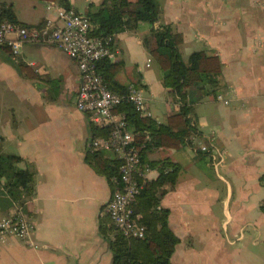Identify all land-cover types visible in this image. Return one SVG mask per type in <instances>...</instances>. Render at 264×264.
I'll list each match as a JSON object with an SVG mask.
<instances>
[{
  "label": "crops",
  "instance_id": "0c3cea01",
  "mask_svg": "<svg viewBox=\"0 0 264 264\" xmlns=\"http://www.w3.org/2000/svg\"><path fill=\"white\" fill-rule=\"evenodd\" d=\"M49 1L59 5H0L10 6L15 22L40 25L55 15L44 5ZM87 1L79 12L100 0ZM155 1L156 21L181 34V58L211 50L222 82L221 99L207 96L208 106L199 107L201 100L191 106L197 134L179 148L148 146L142 154L145 161L168 157L179 165L174 184L158 195L177 237L170 261L264 264V0ZM149 27L140 22L110 36L108 59L117 63L114 78L138 86L150 117L161 122L178 104L141 43ZM13 61L35 76L19 72ZM77 85L76 64L52 44L24 42L15 56L0 54V152L21 156L35 171L34 194L23 207L0 191V215L18 210L33 222L27 238L0 241V264H111L108 237L114 231H99L109 224L103 205L111 187L84 161L91 120L75 105ZM200 144L213 150L202 151ZM156 176L154 167L143 172L145 180Z\"/></svg>",
  "mask_w": 264,
  "mask_h": 264
},
{
  "label": "trees",
  "instance_id": "16d2710c",
  "mask_svg": "<svg viewBox=\"0 0 264 264\" xmlns=\"http://www.w3.org/2000/svg\"><path fill=\"white\" fill-rule=\"evenodd\" d=\"M55 1L70 7L68 0ZM0 8V17L16 21L9 5L2 4ZM84 14L91 25L90 33L96 35L112 36L118 31L136 28L140 22L150 24L148 31L141 37V43L157 64L160 82L177 102L178 108L157 122L150 116L139 115L126 100L117 106L116 110L123 113L128 126L135 132L132 142L139 149L140 163L156 168L157 176L150 180L137 177L141 187L131 207L141 214V221L145 225L142 237L127 240L114 230L109 218L108 226H99V231L102 234L114 231L113 236L108 237L111 264H172L170 254L177 237L168 226V210L159 205L158 195L163 185L174 184L179 165L168 157L145 161L142 154L148 146L179 148L188 142L192 134H197L189 111L192 104L207 96L216 98L221 91L219 58L209 49H198L183 60L178 50L181 34L170 23L156 21L155 0L89 2ZM0 48L10 53L8 46L0 44ZM13 65L25 76H35L23 62L13 61ZM116 65L115 61L104 57L97 62V71L108 89L123 93L127 85L114 78ZM90 128L91 136L107 133L105 127H98L92 122ZM84 161L112 186L109 177L117 174L119 165V159L114 154L105 155L104 151L87 149ZM34 173L32 165L21 156L0 152V191L19 208L34 194ZM261 206L264 209V201Z\"/></svg>",
  "mask_w": 264,
  "mask_h": 264
},
{
  "label": "built area",
  "instance_id": "2783aa9c",
  "mask_svg": "<svg viewBox=\"0 0 264 264\" xmlns=\"http://www.w3.org/2000/svg\"><path fill=\"white\" fill-rule=\"evenodd\" d=\"M44 5L53 6L55 15L46 18L39 26L24 25L0 17V44L8 46L10 54L15 56L24 42L49 43L74 61L78 69L75 105L88 113L94 125L107 129L105 135L91 136L88 147L91 150L109 151L119 159L117 174L109 177L112 186L103 205V213L114 230L127 240L140 238L145 225L141 221V214L133 211L131 204L141 187L137 177L143 179V172L148 166L140 163L139 149L132 142L135 132L128 126L123 113L116 108L122 100H126L139 115L151 116L145 98L141 89L134 84H128L123 93L111 91L104 84L97 71V62L111 54L110 36L90 33L88 18L72 7L67 8L52 1ZM216 98L221 99L219 94ZM198 148L208 151L212 147L200 144ZM32 230L33 222L18 210L0 215V241L8 235L27 238Z\"/></svg>",
  "mask_w": 264,
  "mask_h": 264
},
{
  "label": "rangeland",
  "instance_id": "374dc122",
  "mask_svg": "<svg viewBox=\"0 0 264 264\" xmlns=\"http://www.w3.org/2000/svg\"><path fill=\"white\" fill-rule=\"evenodd\" d=\"M37 1V4H40L41 2H42V0H36ZM87 0H73V4L76 6V8L79 10V11H83L84 10V8H85V6L87 5ZM159 17H160V14H159ZM144 47V46H143ZM145 49V48H144ZM146 50V49H145ZM2 53H5V51H3V50H0V54H2ZM184 54V53H183ZM8 58V60H10L11 61V57L9 56V57H7ZM153 64L155 65V67H157V69H158V66H157V64L153 61ZM160 72V71H159ZM219 94H220V92H219ZM171 96V95H170ZM206 98V97H205ZM205 98H203L202 100H201V103H200V105H199V107H203V106H208L209 105V101H208V99H205Z\"/></svg>",
  "mask_w": 264,
  "mask_h": 264
}]
</instances>
